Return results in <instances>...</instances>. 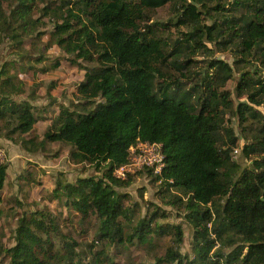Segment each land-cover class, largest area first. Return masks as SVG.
Returning a JSON list of instances; mask_svg holds the SVG:
<instances>
[{
	"label": "trees",
	"instance_id": "obj_1",
	"mask_svg": "<svg viewBox=\"0 0 264 264\" xmlns=\"http://www.w3.org/2000/svg\"><path fill=\"white\" fill-rule=\"evenodd\" d=\"M166 6L171 16L155 20ZM45 19L54 25V44L92 66L77 90L81 111L62 108L44 141L68 145L73 162L103 171L99 179L57 184L55 196L61 189L84 217H97V238L107 245L147 242L163 230L150 227L154 214L126 234L131 212L116 188L130 186L133 175L118 179L114 170L127 163L131 147L158 143L164 167L156 179L180 192L171 204L186 198L195 229L193 260L169 248L159 262L264 264V0H0V45L10 39L21 46ZM216 51L231 53L233 64L213 58ZM202 54L210 60L194 69ZM230 80L246 102L233 103L224 90ZM24 91L18 77L0 71L7 137L27 135L38 123L32 103L13 99ZM228 114L239 120L240 137ZM240 139L252 160L243 171L232 157ZM7 169L0 164V194ZM175 236L181 243L180 229ZM14 240L8 248L0 242L9 264L106 263L93 245L91 259H81L79 243L49 211L25 213Z\"/></svg>",
	"mask_w": 264,
	"mask_h": 264
},
{
	"label": "rangeland",
	"instance_id": "obj_2",
	"mask_svg": "<svg viewBox=\"0 0 264 264\" xmlns=\"http://www.w3.org/2000/svg\"><path fill=\"white\" fill-rule=\"evenodd\" d=\"M168 6L153 13L155 20L165 21L171 16ZM40 16L37 13L36 18ZM46 25L39 26L34 36L25 37L21 46L6 39L0 45V71L18 77L25 87L23 95L13 97L17 102L28 100L35 106V116L38 123L34 130L20 136L10 132L0 121V148L5 151L3 164L7 165V177L0 194V209L3 216L0 221V242L5 247L15 244L14 235L18 221L25 213L46 211L56 216L63 234L75 239L79 243V257L88 255L85 261L91 259L90 245L94 253L102 251L105 264H167L159 262L164 258L169 248H176L179 252L194 259L195 229L186 217L188 211L183 204L174 203L180 192L174 189L168 191L166 185L156 179L157 174L145 169L132 176L128 187L116 188L119 194H125L124 205L130 208L132 222L126 225V234L133 233L132 227L144 219L149 221L155 214L150 227L163 230L154 232L147 242L122 245H107L97 238L99 222L97 217H84L81 212L69 204V197L60 189L55 196L56 185H75L80 178L99 179L103 171L87 163H75L70 159L71 148L60 142H45L44 134L50 129L52 121L62 108L81 111L83 102L77 98V90L84 75L92 65L77 60L75 55L67 54L52 41L54 25L48 19ZM41 36H40V35ZM40 36V37H39ZM209 48L212 45L207 44ZM233 64L234 58L228 52H215L214 57ZM209 58L204 54L194 58V69L207 65ZM59 63V65H57ZM205 71V68H204ZM235 77L239 73L235 72ZM236 80H230L224 90L231 92L233 103L237 104L246 98L236 95ZM258 110H261L260 108ZM232 123L234 133L240 137L241 127L237 118L227 115ZM32 141L31 144L29 142ZM244 140L240 139L239 147L234 149L232 157L238 164L240 171L250 168L252 160L242 153ZM144 224H147L145 222ZM182 231V242H177L175 232ZM231 249H225L228 253ZM84 262V260H83ZM0 264H9L5 255L0 256Z\"/></svg>",
	"mask_w": 264,
	"mask_h": 264
},
{
	"label": "built area",
	"instance_id": "obj_3",
	"mask_svg": "<svg viewBox=\"0 0 264 264\" xmlns=\"http://www.w3.org/2000/svg\"><path fill=\"white\" fill-rule=\"evenodd\" d=\"M6 157L5 151L0 148V164ZM164 167L162 145L158 143H138L129 149L127 163L114 170L118 179H126L129 175L148 169L155 174L161 173Z\"/></svg>",
	"mask_w": 264,
	"mask_h": 264
}]
</instances>
